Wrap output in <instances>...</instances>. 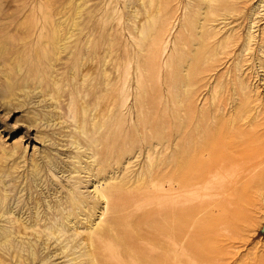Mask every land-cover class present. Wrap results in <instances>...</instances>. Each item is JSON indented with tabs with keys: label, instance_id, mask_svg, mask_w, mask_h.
Segmentation results:
<instances>
[{
	"label": "rangeland",
	"instance_id": "obj_1",
	"mask_svg": "<svg viewBox=\"0 0 264 264\" xmlns=\"http://www.w3.org/2000/svg\"><path fill=\"white\" fill-rule=\"evenodd\" d=\"M46 6L0 0V163L15 146L26 161L48 152L57 203L70 193L63 212L78 223L32 264H264V0ZM56 79L79 118L67 111L63 130L77 137L55 143L60 127L43 111L42 144L27 117ZM13 98L28 109L6 113Z\"/></svg>",
	"mask_w": 264,
	"mask_h": 264
},
{
	"label": "bare ground",
	"instance_id": "obj_2",
	"mask_svg": "<svg viewBox=\"0 0 264 264\" xmlns=\"http://www.w3.org/2000/svg\"><path fill=\"white\" fill-rule=\"evenodd\" d=\"M43 2L45 5L51 6L53 0H43ZM50 6L46 7L52 9ZM8 63V59L0 53V68L3 70L4 77L7 75L5 69L7 68ZM58 82V79L53 80L55 87L48 90L43 89L39 92L41 95L40 101H46L47 104L44 103L40 106V110L33 113L31 117H27L31 127L36 129V133H38L37 135H39L40 143L42 144L49 141V138L44 133V130L40 129V120L37 118L41 117L38 115L43 111V121L51 122L60 127L58 136L54 139L55 143H63V140L59 137L61 133L64 137L71 138L72 143L74 142L73 138L77 137V135H73L71 132L63 130L68 128L66 121L62 119L66 115L67 111L70 114L71 112L73 113L72 116L74 117L75 122L79 120V118L77 119V113H75L72 108L70 109L69 104H63V100L61 99L65 97V95H63V88L58 87ZM14 94H21L23 97H30V95H32V91L27 92L23 89V87L18 85ZM45 97H48V99ZM12 100H15L16 102L9 100L2 103V107L6 113L11 112L13 108H18L19 106L27 107L29 104L28 102H25L24 98L21 101H18V98H13ZM49 100L52 102H49ZM19 103H22V105ZM53 106L54 109L45 111V108H51ZM26 109H28V107ZM87 132L90 133L91 129L88 128L87 131L85 130V133ZM27 137L28 135L24 134L23 138ZM92 142H94V140ZM9 150L10 151H6L4 149L1 150L5 157H3V160L0 163V174L1 172L3 174V176L0 177V255L1 257H6L9 261L14 260L17 264H32L39 261L42 250L46 251L49 255H54L55 251L52 248V244L60 237H64L62 231L64 225H66V221H68V223H73V228L77 227L78 223L77 220H75L76 217H71L69 211L63 212V209L72 208L73 198L70 193H67L64 197V201L57 203L55 195L56 191L51 187V176H48L49 162H52L53 159L48 152H43L44 156L42 158L39 154H33L31 155L32 158L29 159V161H26L23 156V150L19 146H15ZM73 153L74 152L70 154ZM60 154L65 155V151H62ZM78 156V153L69 155L70 158H76ZM27 162L30 163L31 171L29 174L26 173L25 175L20 176L18 173L20 164L22 163V165H25ZM40 172L45 174V181L43 182V185L44 187L46 186V190L37 191L36 187L39 186V184L37 183L36 177L40 174ZM4 177L9 178L10 184H8V188L5 186V181L3 180ZM22 180H24V187L21 189V191H24L23 193L19 191ZM49 187L51 188L49 189ZM113 192L114 195H116L114 189ZM94 193H96L99 197H105L106 199L107 194H104L102 190L95 186ZM111 194L113 195L112 191L108 197H110ZM42 198L46 199V203H43L40 200ZM57 207H61L62 211H55ZM93 212L94 210L91 214ZM101 216V213L96 216L95 219L97 221L94 225L97 226L100 224ZM58 227L61 228L59 229ZM63 241L69 242L66 238H63ZM66 246L67 245L65 244V247Z\"/></svg>",
	"mask_w": 264,
	"mask_h": 264
}]
</instances>
